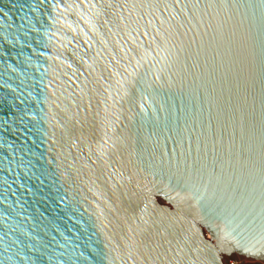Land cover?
<instances>
[{"label":"water","instance_id":"95a60500","mask_svg":"<svg viewBox=\"0 0 264 264\" xmlns=\"http://www.w3.org/2000/svg\"><path fill=\"white\" fill-rule=\"evenodd\" d=\"M264 264V0H0V264Z\"/></svg>","mask_w":264,"mask_h":264},{"label":"rangeland","instance_id":"374dc122","mask_svg":"<svg viewBox=\"0 0 264 264\" xmlns=\"http://www.w3.org/2000/svg\"><path fill=\"white\" fill-rule=\"evenodd\" d=\"M227 264H231V263H227Z\"/></svg>","mask_w":264,"mask_h":264}]
</instances>
